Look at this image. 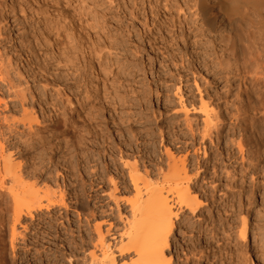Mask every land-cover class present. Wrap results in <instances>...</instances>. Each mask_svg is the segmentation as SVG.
I'll use <instances>...</instances> for the list:
<instances>
[{"label":"rangeland","instance_id":"1","mask_svg":"<svg viewBox=\"0 0 264 264\" xmlns=\"http://www.w3.org/2000/svg\"><path fill=\"white\" fill-rule=\"evenodd\" d=\"M166 10L169 9L165 7L164 0H0V57L10 64V75L14 76V73H16L14 78L20 81L19 89L23 91L25 97L23 100L14 98L4 86H0V99L2 98L1 101L6 102L7 105L6 108L2 104L0 105V133L4 132L6 128V124L2 120L4 116L7 118L8 124H14L22 129L20 123L24 120L22 109L35 112L45 144L43 146L39 144L35 146L36 148H26V151L13 152L11 153V161L15 164L21 163L25 167L32 163V159H35V162L40 160L39 163H46L50 157L53 164H56L54 165L56 168L51 166L48 172L51 173L52 171L50 177L52 180L57 178V182L60 183L62 181L61 173L66 176V168L64 167L71 160L68 153V143L71 136L69 124L72 121L75 122L74 140L76 142L82 136L87 139L85 142L90 141L89 143H93L94 147L97 145H94V143L98 142L91 133L88 134L89 129H83V120L80 113L85 109V107L81 108V104L85 103L87 111L98 116L97 123H93L90 129L93 128L94 124L98 126L106 125L113 132L112 138L116 139L118 143L120 142V146L125 149H127V146L122 142L124 135L125 138L130 137L133 144L134 140L138 139L136 143L141 148L136 158L139 157L137 164L141 171L143 165L148 166L147 169L149 170L155 168V163L162 166L164 170L166 169L165 164L168 161L164 147L171 149L176 158L179 156L187 158L186 164L189 175L193 178L190 186L192 190L196 191L194 193H196L200 206L197 209L196 216H191L188 212L183 214V212L178 211L176 213L178 215L177 220L174 222L172 238L170 237V248L166 251L171 256V264H261L262 255L260 249H258L259 247H257L258 242H254L257 244L254 246L252 240L255 238L254 240L259 241L260 238H264L262 236L264 234L263 230L258 231L253 228L257 217L262 216V213L258 214L257 211L261 210L258 204L261 195L264 193V184H257L253 187L250 184L252 183L250 178H248L246 183L242 184L245 193H247L245 197L240 189L239 161L234 163L233 166L237 168L233 185L230 184L231 179L227 174L231 170V168L229 169L231 161L228 159L231 150H229V142H227L230 140V132L228 131L229 124L226 114L231 107L233 96L243 95L244 88L239 86V80L234 81L231 86L221 80L219 83L203 86L204 81L201 82L200 78L196 79V85H198L196 88L200 89L198 91H200L201 96L204 95L205 100L204 89L207 86L208 92L212 95L211 102L213 103L211 104L214 107L216 106L215 109L220 114H218L219 117L222 116L220 124L218 123L220 126L218 127V138L213 131V135H211V139H214L211 140L213 143L208 138L203 140L199 132L201 126H203L200 120L202 117L196 111L199 107V93L196 92L197 89L195 90L192 77L188 83L180 78L182 79L180 90H175L176 85H178V76L175 73L173 62L171 61V64L169 61L163 67L155 61L148 64L149 62L146 60L150 56H154L157 60L162 58L158 55L157 50L155 51L157 53H152L153 51L149 49V43L159 42L160 44L165 36L166 40L170 39L169 28L161 24L162 13H165ZM185 15H188V13ZM212 16H214L213 13ZM153 17H156L155 22H158L159 27L151 25ZM145 21L147 24H145ZM212 24L214 26L220 25L215 20H212ZM147 25L150 26L149 31ZM196 31L194 30L192 33ZM244 32H246V29H244ZM189 37L190 35L183 31L182 36L177 40V48L180 50L175 56L176 60H179L180 54H190L192 39L189 40ZM52 38H55V40ZM115 43L116 45H114ZM91 44L95 45V48ZM85 45L87 48H91V50L88 48L89 54L86 47H84ZM101 45L103 46L102 49H104V45L106 46L105 50L101 49L102 52L99 49ZM134 46L137 47V56L133 50ZM81 47L86 50L81 52ZM107 48L109 49L107 50ZM95 49H99L97 50L99 52H93ZM71 50L78 59L77 63L74 64L75 68H78V72L83 73L82 75L87 81L82 82L81 75H77L75 81L71 79L70 66L66 61L67 53ZM169 50L166 54L170 52ZM118 51L121 52L122 56L123 54L128 56L130 63L134 64L136 72L131 74V77H127V80L125 79L127 83L123 81L124 78L121 76V81L119 78H115L113 81L115 84L118 81L123 82L122 84L126 85L125 88L132 87V89L135 88L138 91V96L135 97L134 95L130 102L132 104L131 110L122 107L118 109L119 111L123 109L124 112L121 111L123 114L130 113L133 116L129 121L132 131L128 129L122 135L123 137L112 128L111 117L115 116L110 111L112 105L109 107L110 110L103 109V106L111 103L109 97L112 95L106 94V99L109 102L106 99V101L101 100L102 98L98 99V96L102 95L101 90L97 93L98 95L96 94L97 96L94 93L95 84H101L104 77L108 80L107 84H111L112 79L108 78L106 74L108 75V70H111L112 67L114 68L112 71L116 72L118 70L115 63L116 58L120 57ZM90 54L92 58L89 57ZM191 61L193 62V60ZM103 67L106 70L102 69ZM95 71L99 72V80H96L97 77H93L96 74ZM101 74L104 75L103 78H101L103 76ZM201 83L203 84L201 85ZM90 84L93 85V88ZM100 84H98L99 88ZM85 88L93 93L90 92L91 95L88 94L89 98L83 103L84 98L81 96ZM239 90L240 92H238ZM178 91L180 92L178 93ZM188 100L190 101L188 102ZM71 102L73 103L72 107H75L73 111H71ZM182 103L188 107V110H184L186 112L181 111V108L179 109V104L182 105ZM190 104L191 107L195 106V108L192 107L195 109L194 111ZM116 116L118 115L116 114ZM186 120L191 124L193 136L189 133L190 130L187 131ZM23 129H26V127ZM238 134L237 132L236 139ZM38 143L39 141L34 142L36 145ZM98 143L100 144V142ZM175 144L176 146H186V149L177 153L174 148ZM83 146L84 144L80 143L76 145L77 150L73 156L75 163L72 161V164L78 169L79 177L72 178L74 182L67 186L65 191L66 203L68 204L66 213L68 214L65 216V210L63 209L56 210V213L61 214V217L63 216L62 221L66 217L67 219L70 218L75 231L78 222L77 213L84 212L85 214L87 211L83 209L86 207L96 208L97 219L91 220L92 222L84 227L85 236L89 234L95 236L91 226L95 223L100 224L104 241L109 243L110 248L114 251L113 247L120 239L119 235L123 231L127 218H130L128 206L121 200L133 198L134 192H131L132 190L123 191L119 180L115 179V182H118L117 187L120 189V192L116 193L119 199L117 206L114 204L115 201L107 195L108 190L113 188V183L110 185L106 181V185L102 188L103 192L102 190L96 192L98 193L97 199L90 197L92 194H88L90 192V178L87 172L91 166L101 165L102 159L100 155H97L95 148L89 146L83 149ZM202 146H205L207 157H204ZM104 147L105 144L100 145V149H104ZM235 152L237 153L234 148ZM102 154L106 155V152ZM236 156L239 157L237 154ZM140 158L145 164L139 160ZM207 158H211V161L206 162ZM212 158L215 160L214 162ZM87 159H90V165H86L85 161ZM116 160H118L117 156ZM129 160L130 162L133 161L132 159ZM197 166L200 167V170L198 169L197 174H195L194 170L197 169ZM224 168H227L228 171H225L227 169ZM153 171L155 172L156 169ZM115 176L117 177V174L113 175V178H116ZM80 185L84 186V205L78 204L73 198L81 190ZM231 186L235 188L233 189ZM0 203H3L1 199ZM231 206H234V208H231ZM233 209L236 210V213L233 212ZM242 218H246L248 225V239L245 243L238 237L237 230L241 225L240 220ZM16 229L22 232L20 225ZM107 229H109L108 233L105 232ZM28 235H31V233H27ZM73 236L76 237L77 232H74ZM9 252L8 247L7 253L9 254ZM114 253L116 255L115 260L120 264L123 258L119 257L116 252ZM83 254L85 253H78L76 260L80 261ZM59 264L69 263L67 258L64 257Z\"/></svg>","mask_w":264,"mask_h":264},{"label":"bare ground","instance_id":"2","mask_svg":"<svg viewBox=\"0 0 264 264\" xmlns=\"http://www.w3.org/2000/svg\"><path fill=\"white\" fill-rule=\"evenodd\" d=\"M164 3L165 7H168L169 10L162 13L161 24L169 28L170 39L166 40L165 36L160 44L159 42L149 43V49L153 51L152 53L157 50L158 55L162 58L157 60L154 56H150L146 59L149 62L148 64L150 62L152 64L155 61L164 67L169 61L171 64L173 62L175 73L178 76V85H176L175 90H180L182 80L180 78H183L188 83L191 77L195 90L197 89L196 86H198L196 85L197 78H200L201 82L202 80L204 81L203 86L219 83L220 80L231 86L234 81L239 80V86L244 88L243 95L233 96L231 107L226 114L229 124L228 131L230 132V140L227 142H229V150H231L228 154L229 156H227L231 161V166L229 167L231 170L228 171V167L224 169H227L225 171H228L226 173L229 174L231 179L230 184L233 185L237 169L233 166L234 163L239 161L237 163L238 168H240V189L246 197L247 193H245L246 191H244L242 184L246 183L248 178H250L252 182L250 184L253 187L257 184H264V0H164ZM187 13L188 15H185ZM212 13L214 16H212ZM155 18H152L151 25L159 27L158 22H155ZM212 20H215L220 25L214 26ZM149 27L147 25L148 31L150 30ZM244 29H246V32H244ZM194 30L197 31L192 33ZM183 31L187 35H190L189 40L192 39L190 42L192 49L190 54H180L179 60H176L175 56L180 50L177 48V40L182 36ZM92 47L95 48V45H92ZM99 47L101 51L103 46ZM88 48L91 50L90 47ZM88 48L86 47L87 51ZM136 48L134 46L133 50L135 54L137 52ZM99 49H95L93 52L96 51L98 53L99 51L97 50ZM105 49L106 46L104 45V49L102 50ZM168 49H170V52L166 54ZM85 50L81 47V52ZM118 52L120 57H117L118 53L115 55L117 57L115 63L118 70L116 72L112 71L114 68L111 66L112 69L108 70V75L106 74L108 78L112 79L111 84L108 85V80L101 74L103 75L101 78H104L101 80V84L98 83L100 84V88L97 83L95 84L94 93L96 95L101 90L102 95L99 93L100 96H98V99L102 98L101 100H105L108 93V95H112L109 97L111 98V103L103 106V109L106 111L107 109L110 110L109 107L112 105V110L110 111L115 115L112 114L114 117H111L112 128L122 136L131 128L129 121L133 116L130 113L123 114V109H121L123 112L118 109L122 107L131 110L132 104L130 102L134 98V95L135 97L138 96V91L135 88L132 89V87L125 88L126 85L120 82L122 78L125 81L127 77H131V74L136 71L134 64L130 63L128 56L125 54L122 56L121 52ZM67 54L66 61L70 66L71 79L75 81L77 75H81L82 82L84 80L87 81L82 75L83 73L78 72V68L74 66L78 61L76 54L73 50ZM89 57L92 58L91 54ZM9 65L8 62H5L0 57V86H4L14 98H21L23 100L25 97L23 91L19 89L20 81L14 78L16 73H14V76L10 75L11 68ZM77 66L79 65L77 64ZM213 66L215 67L214 69L212 68ZM105 67L102 69H105ZM92 71L91 73H93ZM93 77L98 78L99 72L97 71ZM97 78L96 80H99ZM115 78H119L120 80L116 84L113 81ZM125 82L127 83V81ZM201 85L200 87H202ZM206 87L204 89L205 100L204 95L201 96L200 91H198L199 88L196 91L199 93V107L197 106L196 111L202 117L200 120L203 126H201V131H199L201 138L203 140L204 138H208L209 141H213L214 139H211L213 131L217 138L219 136L218 127H220L219 122H221L222 116L221 118L219 117L220 114L217 113L216 106L214 107L211 104L213 103L211 102L212 95L208 92V87ZM91 88H93V85ZM90 92L86 88L82 92L83 103L91 95ZM1 99L0 105L2 104L6 108V102L1 101ZM183 103L182 105L179 104V109L181 108V111L188 110V107ZM81 105L82 109L85 107L80 113V117L83 120V129H89L88 134L91 133L100 144L98 142L94 143V145L97 144L94 147L93 143H89L90 141L88 143L85 142L87 140L86 138L84 139L85 136H82L76 142L74 140L75 122L72 121L69 124L71 136L68 143V153L71 160L64 167L66 168V176L60 172V177L62 178L60 183L57 182V178L52 180L50 177V174H52L51 170V173L48 172L51 166L56 165L55 163L53 164L50 157L46 163H39L40 160L35 162V159L31 158L34 162H28L29 164H26L27 166L25 167L21 163L15 164L11 161V153L21 152L26 148H34L39 144L40 146L45 144L41 136L42 132L39 129L40 123L35 112H28L22 109L24 115V120L20 122L22 129L14 124H8L5 116L2 118L6 124V128L4 132L0 133V199L3 201V203H0V264H59L64 257L67 258L69 264H118L115 260L116 255L114 252L123 258L120 264H171V256L166 251L170 248V237L178 215L176 213L178 211L183 212V214L184 212H188L191 216H196L197 209L200 206L195 195L196 193H194L195 190H192L190 186L193 178L189 175L190 173L186 164L187 158L185 156L183 158L181 156L176 158L171 149L164 147L168 161L165 164L166 169L164 170L162 166L155 163V168H151L150 170L147 169L148 166L141 165L143 167L140 166L142 168L141 171L137 164L139 157L136 158L141 148L136 143L138 139L134 140L133 144L131 138H125L124 135L122 142L125 143L127 149L121 147V143L112 138V130L106 125H95L98 116L96 114L92 115L90 111H87L85 103ZM70 106H73L72 102ZM192 107L195 108V106ZM73 110H75V107L71 108V111ZM192 110L194 111L195 109L192 108ZM93 123L95 124L90 129ZM25 127L26 129H23ZM187 127V131L190 130L189 133L192 135L191 124L186 120ZM237 132L239 134L236 139ZM35 141H39V143L36 145L34 144ZM212 141L211 143H213ZM217 141L219 140L217 139ZM79 143L84 144L83 149L89 146L95 148L97 155H100L102 159L101 165L96 163L98 166H91L88 172L84 167L90 178V192L88 193L92 194L90 197L97 199L98 193L96 192L102 190L107 181L110 185L113 183V188L108 190L107 195L111 200L115 201L114 204L117 206L119 199L116 193L120 192V189H118V182L116 183L115 179L119 180L123 191L132 190L131 192H134L133 198L121 200L128 206L130 218H127L128 220L124 225L123 231L119 235L120 239L113 247L114 251L110 248L109 243L104 241L100 224L95 223L91 226L95 236H91L90 234L85 236L86 231L84 227L88 226L92 222L91 220L97 219L96 208L86 207L83 209L87 211L85 214L84 212H81L82 214L77 213L78 222L75 231L70 218L67 219L66 217L62 221L63 216L61 217V214L58 215L59 213H56V210L63 209L65 210V216L68 214L66 213L68 204L66 203L65 191L66 187L72 184L75 178L79 177L77 167L72 164L74 153L77 150L76 145ZM101 144H105L104 149H100ZM204 147L202 146L204 157H207ZM174 148L175 152L179 153L184 151L186 146H176L175 144ZM234 148L237 153H234ZM102 151L106 152V155L102 154L104 153ZM236 154L239 155L238 158ZM87 156L89 157V155ZM116 156L118 160H116ZM129 159L133 161L130 162ZM139 160L141 161V158ZM208 160L211 161V158H207L206 162ZM212 161L214 162L215 160L212 158ZM90 162V159L85 161L86 165H90ZM141 162L145 164L144 161ZM199 168L197 166V169L194 170L195 174H197ZM154 169H156L155 172L153 171ZM124 172H127V174ZM116 174L117 177L113 178V175ZM72 178L74 179L72 180ZM82 179L84 178L82 177ZM80 186L81 190L73 198L78 204L84 205V186ZM231 188L234 189L235 187L231 186ZM257 191L259 192V190ZM260 198L258 206L261 210L259 209L257 213L261 212L262 216L257 217L254 222L255 227L253 228L258 231L263 230L264 233V193ZM231 208H234V206H231ZM235 211L233 209L234 213H236ZM240 221L241 225L237 229L238 237L245 243L248 239L247 220L246 218H242ZM18 225H20L22 232L17 231L16 227ZM74 232H77L76 237L73 236ZM105 232L108 233L109 229ZM27 233H31V235L27 236ZM254 239L252 240V245L255 246L257 244L254 242H258L257 247H259L258 249H260V254L262 255V257H259H261V264H264V238H260L259 241ZM8 247L9 254L7 253ZM82 252L85 254H83L80 261H77L78 253Z\"/></svg>","mask_w":264,"mask_h":264}]
</instances>
